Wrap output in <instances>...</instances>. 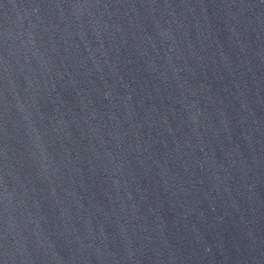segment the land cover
<instances>
[{"label":"water","instance_id":"water-1","mask_svg":"<svg viewBox=\"0 0 264 264\" xmlns=\"http://www.w3.org/2000/svg\"><path fill=\"white\" fill-rule=\"evenodd\" d=\"M0 264H264V0H0Z\"/></svg>","mask_w":264,"mask_h":264}]
</instances>
